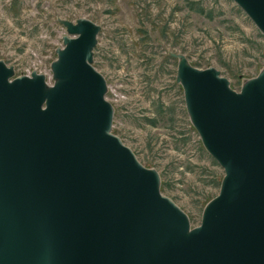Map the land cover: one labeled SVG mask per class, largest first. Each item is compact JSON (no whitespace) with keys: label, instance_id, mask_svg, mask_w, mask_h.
Here are the masks:
<instances>
[{"label":"water","instance_id":"95a60500","mask_svg":"<svg viewBox=\"0 0 264 264\" xmlns=\"http://www.w3.org/2000/svg\"><path fill=\"white\" fill-rule=\"evenodd\" d=\"M234 1L264 34V0ZM63 22L53 83L0 60V264H264V68L237 90L179 56L191 122L225 171L192 226L112 131L100 26Z\"/></svg>","mask_w":264,"mask_h":264},{"label":"rangeland","instance_id":"374dc122","mask_svg":"<svg viewBox=\"0 0 264 264\" xmlns=\"http://www.w3.org/2000/svg\"><path fill=\"white\" fill-rule=\"evenodd\" d=\"M83 17L100 26L93 63L107 81L112 131L199 225L225 171L191 122L179 56L216 67L239 90L264 68V34L234 0H0V60L13 77L36 71L53 83L63 20Z\"/></svg>","mask_w":264,"mask_h":264},{"label":"trees","instance_id":"16d2710c","mask_svg":"<svg viewBox=\"0 0 264 264\" xmlns=\"http://www.w3.org/2000/svg\"><path fill=\"white\" fill-rule=\"evenodd\" d=\"M199 10H200V11H203V8H200Z\"/></svg>","mask_w":264,"mask_h":264}]
</instances>
